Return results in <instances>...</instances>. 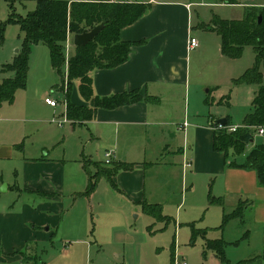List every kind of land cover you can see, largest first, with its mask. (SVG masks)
Returning <instances> with one entry per match:
<instances>
[{"label": "rangeland", "instance_id": "374dc122", "mask_svg": "<svg viewBox=\"0 0 264 264\" xmlns=\"http://www.w3.org/2000/svg\"><path fill=\"white\" fill-rule=\"evenodd\" d=\"M169 1L191 2L190 30L199 45L184 49L191 70L188 93L182 91L176 105H166V114L172 113L181 123L211 119L216 125L226 118L230 126H243L258 86L234 80L255 66L256 53L249 45L239 57L225 56L221 36L204 24L216 16L243 19L249 3L260 6L264 0H239L236 4L225 0ZM36 5L37 1L31 0L18 3L15 9L26 16ZM179 12L169 19L176 20L172 32L183 36L188 18L181 8ZM10 13L8 3L0 0V22ZM23 36L19 25L6 23L0 43V83L14 76L3 72V66L20 53ZM75 50L74 35L70 34L60 74L53 67L48 46L35 45L26 88L17 91L13 102L0 106V212L4 215H0V244L5 247L11 239L10 227L24 232L26 225L33 230L31 242L35 241L31 264H238L255 243L254 236L249 239L245 233L255 232L256 227L246 211L243 220L218 228L224 206L209 202L210 192L215 196L211 191L214 175L194 174L191 168L184 171L164 162L154 168L145 165L122 170L113 182L101 175L96 187L88 191L91 175L98 173L95 162L102 161L105 148L92 135L91 126H74L66 115L67 62ZM79 84V79L73 81V102H85ZM47 97L55 98L58 106H49ZM182 137L178 135L177 141L182 142ZM165 157L172 159L169 154ZM228 159L234 155L230 153ZM147 203L160 205L161 214L148 213ZM225 208L233 210L229 204ZM193 226L208 227L207 238L239 239V243L227 246V261L222 262L206 248L201 233L194 235ZM0 258V264H18L4 259V254Z\"/></svg>", "mask_w": 264, "mask_h": 264}, {"label": "crops", "instance_id": "0c3cea01", "mask_svg": "<svg viewBox=\"0 0 264 264\" xmlns=\"http://www.w3.org/2000/svg\"><path fill=\"white\" fill-rule=\"evenodd\" d=\"M112 1L146 2L151 4V9L137 22L121 31L122 40L144 41L133 46L129 59L115 68L93 70L94 93L104 97L140 90L143 96H157L161 102L153 104L141 101L115 109L99 108L95 118L84 124H73L68 120L74 126H91L92 135L100 141L102 148H105L103 159L108 150H114V162L131 164L133 167L146 165L154 168L166 162V165L179 166L184 171L191 168L194 174L214 175L211 191L222 201L223 212L226 211V205H231L235 210L244 201L247 204V214L253 218L256 227L253 230L255 232L250 234L249 230L247 235L249 239L254 236V246L251 248L250 245L248 253L240 257L239 262H242L240 264H264V186L260 185L257 172L253 169L230 166L233 159H227L223 152L215 151V128L211 119L208 122L189 119L181 123L172 113L166 114L165 106L168 105L170 108L171 105H176L180 93L183 91L187 94L190 85L191 70L184 49L191 50L189 48L192 36L189 24L191 2ZM259 4L264 5V1ZM254 5L257 4L249 3L248 6ZM179 8L187 13L188 18L183 36L182 33L172 32L176 20L169 19L175 13L180 15ZM74 103L88 104L79 99ZM180 134L183 135L182 142L177 141ZM177 153L179 160L176 159ZM165 154H169L172 159L167 160ZM241 157L236 159L239 163L244 162L246 155ZM127 171L130 170L124 172ZM0 215L3 213L0 212ZM24 227V232L15 226L9 228L11 239L5 247L0 244V254H4V259L18 264H31L35 242H31L33 230L26 225ZM1 229L0 227V233ZM227 242L235 245V241Z\"/></svg>", "mask_w": 264, "mask_h": 264}, {"label": "trees", "instance_id": "16d2710c", "mask_svg": "<svg viewBox=\"0 0 264 264\" xmlns=\"http://www.w3.org/2000/svg\"><path fill=\"white\" fill-rule=\"evenodd\" d=\"M5 1L11 13L5 22H0V43L5 38L6 23L19 25L24 36L20 53L12 63L3 66V72H13L14 76L4 78L0 83V106L5 101L13 102L17 91L26 88L30 57L35 45L48 46L53 67L62 74L69 35L89 31L101 23H104L105 27L98 36L87 45L76 47L74 55L67 62V118L73 124H84L95 118L99 108L115 109L141 101L160 104L159 97L143 96L140 90L104 97L95 95L93 90V70L111 69L124 64L129 59L133 46L144 42L122 40L121 31L146 15L151 9L150 3L112 0H36V8L23 16L16 12V5L25 4L31 0ZM225 1L228 4L239 3V0ZM259 16L263 18L261 23H259ZM204 25L208 30L216 31L221 36V51L225 56L239 57L249 45L256 53L255 66L250 67L242 76L234 80L237 84L251 83L258 86L252 109L246 115L244 125L237 127L235 131L215 128L214 149L223 152L227 159L230 153L234 155L230 166L255 170L260 185L264 186V136L252 149H249V146L255 142V138H259L256 136L257 128L264 126V5L248 7L243 19L230 20L216 16L211 23ZM75 79H79V92L88 104L78 105L71 101L70 94ZM217 125L218 123L214 126ZM226 126L230 127L228 119ZM244 155H246L244 162L239 163L236 159ZM95 164L98 167V173L95 176L91 175L88 191L96 187L97 179L101 175L113 182V178L120 171L133 168V165L122 162L107 165L100 161ZM209 198L212 205L223 204L211 192ZM145 209L153 215L161 214L162 208L160 205L147 203ZM246 209L247 204L242 201L232 212H224L222 224L218 228L224 229L234 219L243 220ZM193 228L195 236L201 233L205 238L206 248L214 251L222 262H226V248L229 243L224 238H207L208 229H197L195 226ZM238 243L239 240L234 242V244ZM240 263L242 262L238 264Z\"/></svg>", "mask_w": 264, "mask_h": 264}, {"label": "built area", "instance_id": "2783aa9c", "mask_svg": "<svg viewBox=\"0 0 264 264\" xmlns=\"http://www.w3.org/2000/svg\"><path fill=\"white\" fill-rule=\"evenodd\" d=\"M198 45H199V42H198L197 38L194 37V36H191L190 40H189V48L193 49V48L198 47ZM45 102L48 105L52 106V107H57L58 106V101L55 98H53V97H47L45 99ZM65 104H66V110H67V101H65ZM184 125L186 126L187 123H185ZM214 128H222V129L223 128H227L229 131H235L237 129V127H233V126L227 127V126H223V125H221L219 123H218L217 126H214ZM256 136L260 137V138H262L264 136V126H260V127L257 128ZM104 157H105L104 158L105 164L111 165L114 162V160H115V151L114 150H108L105 153ZM185 165L187 166L188 163L186 162ZM177 264H187V263L186 262L181 263L180 261H178Z\"/></svg>", "mask_w": 264, "mask_h": 264}, {"label": "water", "instance_id": "95a60500", "mask_svg": "<svg viewBox=\"0 0 264 264\" xmlns=\"http://www.w3.org/2000/svg\"><path fill=\"white\" fill-rule=\"evenodd\" d=\"M262 16H259V23L262 22ZM105 24L101 23L97 26H95L94 28H92L89 31H84L82 33H78L74 35V44L76 47L79 46H85L88 43H90L92 40H94L98 34L104 29ZM218 123L226 126L227 125V119L226 118H222L218 120Z\"/></svg>", "mask_w": 264, "mask_h": 264}]
</instances>
